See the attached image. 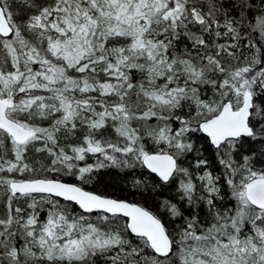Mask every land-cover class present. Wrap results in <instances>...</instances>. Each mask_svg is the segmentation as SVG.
<instances>
[{"label":"snow or ice","instance_id":"snow-or-ice-1","mask_svg":"<svg viewBox=\"0 0 264 264\" xmlns=\"http://www.w3.org/2000/svg\"><path fill=\"white\" fill-rule=\"evenodd\" d=\"M0 264H264V0H0Z\"/></svg>","mask_w":264,"mask_h":264}]
</instances>
